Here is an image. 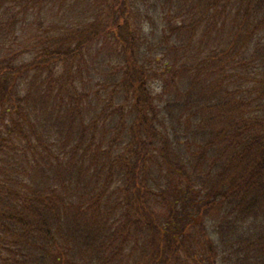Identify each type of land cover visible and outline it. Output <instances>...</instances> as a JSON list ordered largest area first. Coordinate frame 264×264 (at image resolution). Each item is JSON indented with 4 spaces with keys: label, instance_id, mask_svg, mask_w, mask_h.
<instances>
[{
    "label": "trees",
    "instance_id": "16d2710c",
    "mask_svg": "<svg viewBox=\"0 0 264 264\" xmlns=\"http://www.w3.org/2000/svg\"><path fill=\"white\" fill-rule=\"evenodd\" d=\"M0 264H264V0H0Z\"/></svg>",
    "mask_w": 264,
    "mask_h": 264
},
{
    "label": "rangeland",
    "instance_id": "374dc122",
    "mask_svg": "<svg viewBox=\"0 0 264 264\" xmlns=\"http://www.w3.org/2000/svg\"><path fill=\"white\" fill-rule=\"evenodd\" d=\"M95 84H96V82H95Z\"/></svg>",
    "mask_w": 264,
    "mask_h": 264
}]
</instances>
